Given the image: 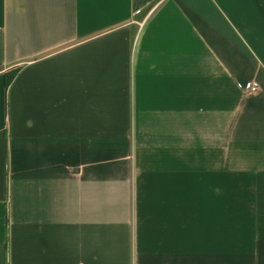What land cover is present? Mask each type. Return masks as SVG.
<instances>
[{
    "label": "crops",
    "instance_id": "0c3cea01",
    "mask_svg": "<svg viewBox=\"0 0 264 264\" xmlns=\"http://www.w3.org/2000/svg\"><path fill=\"white\" fill-rule=\"evenodd\" d=\"M0 264H264V0H0Z\"/></svg>",
    "mask_w": 264,
    "mask_h": 264
},
{
    "label": "trees",
    "instance_id": "16d2710c",
    "mask_svg": "<svg viewBox=\"0 0 264 264\" xmlns=\"http://www.w3.org/2000/svg\"><path fill=\"white\" fill-rule=\"evenodd\" d=\"M19 74V70L16 71L15 73L11 74L10 76H7V84H11L12 81L14 80V78H16V76Z\"/></svg>",
    "mask_w": 264,
    "mask_h": 264
},
{
    "label": "built area",
    "instance_id": "2783aa9c",
    "mask_svg": "<svg viewBox=\"0 0 264 264\" xmlns=\"http://www.w3.org/2000/svg\"><path fill=\"white\" fill-rule=\"evenodd\" d=\"M259 90H260V86L258 85V83H254L250 88L251 93H257Z\"/></svg>",
    "mask_w": 264,
    "mask_h": 264
}]
</instances>
